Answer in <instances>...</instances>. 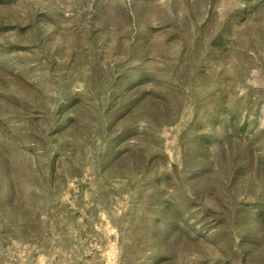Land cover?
<instances>
[{
	"label": "rangeland",
	"instance_id": "rangeland-1",
	"mask_svg": "<svg viewBox=\"0 0 264 264\" xmlns=\"http://www.w3.org/2000/svg\"><path fill=\"white\" fill-rule=\"evenodd\" d=\"M0 264H264V0H0Z\"/></svg>",
	"mask_w": 264,
	"mask_h": 264
}]
</instances>
